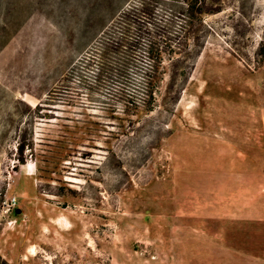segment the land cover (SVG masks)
<instances>
[{
	"label": "rangeland",
	"instance_id": "374dc122",
	"mask_svg": "<svg viewBox=\"0 0 264 264\" xmlns=\"http://www.w3.org/2000/svg\"><path fill=\"white\" fill-rule=\"evenodd\" d=\"M142 1L171 32L151 112L115 85ZM210 3L0 0L2 260L264 264V0Z\"/></svg>",
	"mask_w": 264,
	"mask_h": 264
},
{
	"label": "trees",
	"instance_id": "16d2710c",
	"mask_svg": "<svg viewBox=\"0 0 264 264\" xmlns=\"http://www.w3.org/2000/svg\"><path fill=\"white\" fill-rule=\"evenodd\" d=\"M178 1V0H177ZM184 4L181 9L177 10L179 14L183 13L187 17H199L202 21L204 15L214 14L220 12L221 9L214 8L210 1L212 0H181ZM161 7L173 9L172 4L168 2H157ZM151 4L145 1L139 2L134 6L132 11L138 13L139 24L146 23L145 28H129L125 29L122 33L120 41L115 44L121 46L124 49L123 52V72L127 74L131 73L135 75V82L132 83L131 78L126 79L124 82L118 81L115 85L124 88L129 92L130 89H134V92H126L127 98L124 100L126 107L128 105H136L138 107L147 108V111H153L152 105L155 101V94L158 91L160 84L163 80L162 63L163 56L170 54L172 50L168 44L169 34L168 30H159L155 23L152 21L153 8ZM185 9V11H184ZM141 22V23H140ZM135 29L137 32H134ZM116 39H113L115 41ZM114 42H112L113 44ZM200 49L195 51L193 58H197L200 55ZM255 65L259 68L264 67V35L260 41L255 54ZM127 77V76H126ZM140 94V98L137 97ZM143 97V98H142ZM146 98L150 99L149 101ZM153 104V103H152ZM129 113V112H128ZM24 145L19 144L18 148L23 152ZM1 264H8L0 257Z\"/></svg>",
	"mask_w": 264,
	"mask_h": 264
}]
</instances>
